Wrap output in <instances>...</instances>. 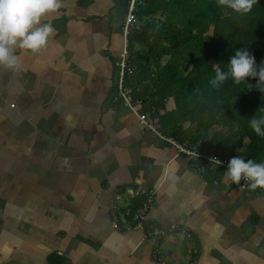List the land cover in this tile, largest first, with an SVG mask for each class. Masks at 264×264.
Wrapping results in <instances>:
<instances>
[{
  "label": "crops",
  "instance_id": "obj_1",
  "mask_svg": "<svg viewBox=\"0 0 264 264\" xmlns=\"http://www.w3.org/2000/svg\"><path fill=\"white\" fill-rule=\"evenodd\" d=\"M126 2L61 0L47 46L0 66V264H156L155 243L174 264H264V192L199 174L111 102ZM143 187L154 200L134 228ZM171 224L185 232L147 234Z\"/></svg>",
  "mask_w": 264,
  "mask_h": 264
},
{
  "label": "trees",
  "instance_id": "obj_2",
  "mask_svg": "<svg viewBox=\"0 0 264 264\" xmlns=\"http://www.w3.org/2000/svg\"><path fill=\"white\" fill-rule=\"evenodd\" d=\"M135 13L139 28L128 35V47L136 71L123 85L148 104L156 128L229 159L264 163V137L250 127L251 118L264 116L258 77L239 85L229 79L219 89L210 84L214 67L227 70L237 50L249 51L257 71L264 67V0L247 14L217 0H145ZM171 98L174 108L167 109Z\"/></svg>",
  "mask_w": 264,
  "mask_h": 264
},
{
  "label": "clouds",
  "instance_id": "obj_3",
  "mask_svg": "<svg viewBox=\"0 0 264 264\" xmlns=\"http://www.w3.org/2000/svg\"><path fill=\"white\" fill-rule=\"evenodd\" d=\"M218 5L238 14L249 13L258 0H217ZM62 6L61 0H0V66L10 69L20 67L16 49H27L38 53L44 49L54 28L49 23H41L42 18L54 13ZM215 76L210 81L213 88L219 89L231 79L239 85L249 77H258L256 88L264 92V67L256 68L254 57L245 49L237 50L230 58L227 70L214 67ZM251 129L264 137V116L250 119ZM211 163L220 165L222 161L212 157ZM250 181V188H264V163L245 161L242 157L230 159L225 180L239 184L241 180Z\"/></svg>",
  "mask_w": 264,
  "mask_h": 264
},
{
  "label": "built area",
  "instance_id": "obj_4",
  "mask_svg": "<svg viewBox=\"0 0 264 264\" xmlns=\"http://www.w3.org/2000/svg\"><path fill=\"white\" fill-rule=\"evenodd\" d=\"M145 0H127L126 2V11L125 15L121 22V34H122V46L119 50L118 60L116 62V95H114L111 99V102H115L118 99H121L122 102L127 106V108L136 115L139 122H141L147 129L155 131L157 135L166 143L171 145L178 153L183 154L190 158L191 165L199 174H204L207 169L212 166H218L214 163H211V158L215 157L222 161L219 167H222L227 170L228 163L230 159L222 154L220 150L210 151L202 146H200V141L189 142V141H181L176 137L167 135L156 129V127L151 123L150 117L144 109L141 110V107L144 105L143 101L139 98H133L131 95V90L129 88H125L124 78L136 71V65L130 61L129 58V47H128V35L134 29H138L139 25L136 21V10L139 5L144 3ZM250 181L241 180L239 184H236L237 187L241 190H248L250 188ZM253 190V189H252ZM254 191L264 192V188L258 187ZM155 190L149 187H143L138 191H130L132 197L141 196L143 197V202L141 204V208L139 210V221L137 222L134 228H141L143 226V218L145 213H147L148 208L152 204L154 200ZM117 207H113L112 218H113V226L115 228L119 227L118 217L115 215L117 212ZM131 209H128L126 215L129 214ZM185 232V228L180 227L178 224H171L168 227H153L150 226L147 234L153 237L156 241L161 239L164 235L171 232ZM153 258L156 260V264H174L167 260L164 257H161L160 251L158 249L157 244L153 248L152 252ZM68 264V263H66Z\"/></svg>",
  "mask_w": 264,
  "mask_h": 264
},
{
  "label": "rangeland",
  "instance_id": "obj_5",
  "mask_svg": "<svg viewBox=\"0 0 264 264\" xmlns=\"http://www.w3.org/2000/svg\"><path fill=\"white\" fill-rule=\"evenodd\" d=\"M154 18H155V19H163L164 16H163L162 14H157L156 16H154ZM170 108L173 109V108H174V104H172V103L169 104V105H168V109H170ZM184 125L186 126L187 123L184 124ZM204 148H205V147H204ZM206 149H208V148H206ZM216 150H219V149L216 148Z\"/></svg>",
  "mask_w": 264,
  "mask_h": 264
}]
</instances>
